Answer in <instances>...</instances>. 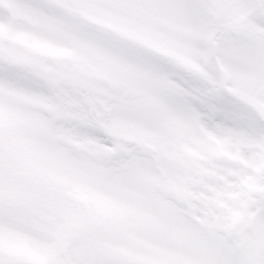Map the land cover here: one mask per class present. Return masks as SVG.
<instances>
[{
	"label": "snow or ice",
	"instance_id": "1",
	"mask_svg": "<svg viewBox=\"0 0 264 264\" xmlns=\"http://www.w3.org/2000/svg\"><path fill=\"white\" fill-rule=\"evenodd\" d=\"M0 264H264V0H0Z\"/></svg>",
	"mask_w": 264,
	"mask_h": 264
}]
</instances>
